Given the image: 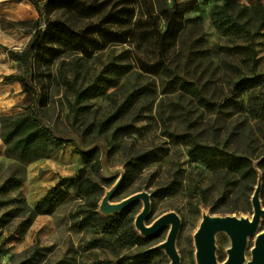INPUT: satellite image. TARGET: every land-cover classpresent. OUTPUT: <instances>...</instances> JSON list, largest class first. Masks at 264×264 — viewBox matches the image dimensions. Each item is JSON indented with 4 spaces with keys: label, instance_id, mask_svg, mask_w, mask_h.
<instances>
[{
    "label": "rangeland",
    "instance_id": "1",
    "mask_svg": "<svg viewBox=\"0 0 264 264\" xmlns=\"http://www.w3.org/2000/svg\"><path fill=\"white\" fill-rule=\"evenodd\" d=\"M36 1L42 5L46 0ZM194 1V10L182 18L172 16L177 36L164 38L174 5L193 0H69L46 10L40 28L53 24V30L33 57L32 73L11 58H0L5 68L1 84L22 80L23 88L24 81L33 87L24 88L27 96L17 102L19 110L0 111V264H170L158 247L168 239L171 225L129 245L120 233H101L90 225L93 201L98 216L108 217L102 209L105 200L116 204L149 193L147 225L168 213L180 218L175 241L180 264H199L196 235L205 218L251 219L259 186L264 210V0H228L229 14L253 35L255 70L232 50L249 41L231 27L224 1ZM24 2L0 0L1 51L22 52L36 33L39 14ZM115 16L120 21L114 22ZM108 18L112 23H105ZM57 23L95 32L100 49L85 53L61 43L52 37L59 33ZM110 63L126 66L127 73L116 76V86L103 95L84 94L101 74L108 76L103 73ZM256 76L258 86L239 87L242 78ZM130 97V109L105 124ZM37 111L61 145L33 162L8 156L4 120ZM195 144L249 156L257 179L238 183L232 178L235 194L226 202L220 176L191 160ZM80 152L92 154L89 164ZM81 172L93 180L92 187L69 189L52 214L34 212L62 178ZM142 208L143 201L131 205L125 228L129 223L135 227ZM263 231L264 216L247 239L245 264ZM231 247L226 232L215 236L219 264Z\"/></svg>",
    "mask_w": 264,
    "mask_h": 264
},
{
    "label": "trees",
    "instance_id": "2",
    "mask_svg": "<svg viewBox=\"0 0 264 264\" xmlns=\"http://www.w3.org/2000/svg\"><path fill=\"white\" fill-rule=\"evenodd\" d=\"M35 7L39 14V19L35 22L36 33L29 43V45L22 52L10 51L9 56L17 63H21L25 66L28 74L32 73L33 57L35 53L40 49V44L43 38L51 36L53 24H50L48 30H41V26L46 22V10L50 7L64 6L69 0H46L44 4L40 5L36 0H28ZM223 13L231 22V27L237 29L239 33H245L248 37V44L245 46H237L232 48L241 56L245 57V60L250 63L253 69H256L257 53L254 46L253 35L246 30V28L239 24L229 14L228 0H223ZM197 7V2L193 0L188 4L179 6L174 5L172 14L167 18L166 28L162 37H176L177 32L174 29L176 22L172 16H180L181 18L194 10ZM167 13V11H166ZM114 22L120 21L116 16L113 17ZM105 23H112L109 18ZM57 30L59 33L52 35L55 39L61 43L81 50L85 53L90 48L100 49V42L95 32L90 30H84L82 32L75 31L66 24L57 23ZM54 39V40H55ZM128 68L123 65L110 63L106 66L105 72L108 76L100 75L97 80L87 89L84 90V94H88L91 97H97L103 95L109 88L116 86V76L120 77L127 73ZM111 74H115L112 76ZM13 79V78H11ZM10 79V80H11ZM19 81V80H18ZM22 83V80L20 81ZM260 78L258 76L254 78H242L239 82L241 89L254 88L259 85ZM24 88L27 90H33V87L28 84V81H24ZM23 86V85H22ZM23 88V89H24ZM130 97L116 112L111 116L105 124L113 122L115 119L120 118L126 111L130 109ZM4 129L2 133V140L6 145V154L21 162H33L46 156L50 148L58 147L61 145V141L57 140L51 132L42 125L40 122V113H24L4 120ZM86 164H89L92 160L91 153H79ZM189 156L194 162H201L208 168L212 169L223 181V195L222 199L226 202L231 200L234 193V188L230 186L229 181L233 178L240 182L249 180H256L258 173L254 167L252 160L249 156L243 154H237L230 152L226 147L218 146H206L202 144H195L189 150ZM145 159L141 157V160ZM264 167V158L261 162ZM92 187L94 185L93 180L87 177L84 172H81L72 177L62 178L57 186L45 196L35 207L34 212L37 215H48L54 212L55 206L59 201L64 200V197L68 195L69 189H78L81 186ZM90 225H93L98 232L101 233H120V239L129 245H137L146 241L145 238L135 229L130 223L124 226L123 221L127 218L131 206L126 208L120 213H117L108 217L98 216L96 210L98 208L97 202H90ZM231 210H221L219 213L227 214Z\"/></svg>",
    "mask_w": 264,
    "mask_h": 264
},
{
    "label": "water",
    "instance_id": "3",
    "mask_svg": "<svg viewBox=\"0 0 264 264\" xmlns=\"http://www.w3.org/2000/svg\"><path fill=\"white\" fill-rule=\"evenodd\" d=\"M261 187L259 186L253 196L254 213L251 219H238L234 217L205 218L197 235V258L199 264H219L216 258L215 236L226 232L232 239V247L228 251V258L223 264H245V251L247 239L255 234L264 216L260 201ZM137 201H143V208L135 220V228L146 238L158 235L161 230L171 225L168 239L158 249L164 250L170 259V264H180V256L175 246L176 237L181 226L180 218L175 213H168L158 218L153 224L147 225L151 212V196L147 192L131 195L116 204H102V209L108 214L115 215L122 212ZM252 260L247 264H264V231L258 235L252 251Z\"/></svg>",
    "mask_w": 264,
    "mask_h": 264
},
{
    "label": "crops",
    "instance_id": "4",
    "mask_svg": "<svg viewBox=\"0 0 264 264\" xmlns=\"http://www.w3.org/2000/svg\"><path fill=\"white\" fill-rule=\"evenodd\" d=\"M24 1H25L24 3L27 2L28 5H31L30 1L28 0H24ZM1 49L2 48L0 47V58L3 57L4 61H6L5 57H8L10 59L9 53L4 52V50L1 51ZM4 69L5 68L1 69L0 67V89H2V91L0 92V111L16 112L17 110H19V107H17L18 103L23 101L27 96V94L23 89L22 83L18 80H12L1 84L2 75L4 74L3 72Z\"/></svg>",
    "mask_w": 264,
    "mask_h": 264
}]
</instances>
